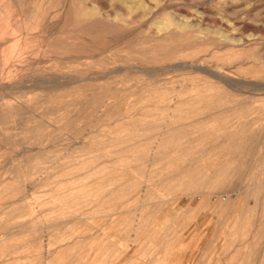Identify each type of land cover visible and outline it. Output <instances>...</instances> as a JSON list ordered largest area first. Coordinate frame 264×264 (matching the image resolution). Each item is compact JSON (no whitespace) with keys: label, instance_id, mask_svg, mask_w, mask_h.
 I'll return each instance as SVG.
<instances>
[{"label":"rangeland","instance_id":"374dc122","mask_svg":"<svg viewBox=\"0 0 264 264\" xmlns=\"http://www.w3.org/2000/svg\"><path fill=\"white\" fill-rule=\"evenodd\" d=\"M0 264H264V0H0Z\"/></svg>","mask_w":264,"mask_h":264},{"label":"bare ground","instance_id":"6f19581e","mask_svg":"<svg viewBox=\"0 0 264 264\" xmlns=\"http://www.w3.org/2000/svg\"><path fill=\"white\" fill-rule=\"evenodd\" d=\"M222 168V167H221ZM223 169V168H222ZM233 231V230H232Z\"/></svg>","mask_w":264,"mask_h":264}]
</instances>
